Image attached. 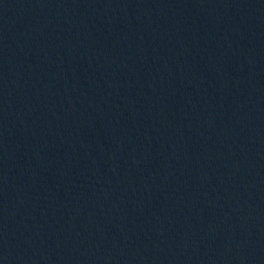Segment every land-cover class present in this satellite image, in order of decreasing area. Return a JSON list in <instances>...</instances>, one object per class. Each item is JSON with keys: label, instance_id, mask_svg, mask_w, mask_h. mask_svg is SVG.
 I'll list each match as a JSON object with an SVG mask.
<instances>
[{"label": "water", "instance_id": "95a60500", "mask_svg": "<svg viewBox=\"0 0 264 264\" xmlns=\"http://www.w3.org/2000/svg\"><path fill=\"white\" fill-rule=\"evenodd\" d=\"M0 264H75L48 221L1 159Z\"/></svg>", "mask_w": 264, "mask_h": 264}]
</instances>
